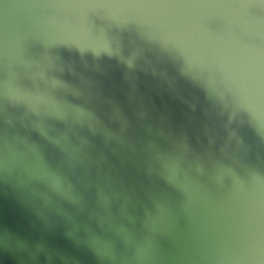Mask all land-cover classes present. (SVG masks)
<instances>
[{"label": "water", "instance_id": "water-1", "mask_svg": "<svg viewBox=\"0 0 264 264\" xmlns=\"http://www.w3.org/2000/svg\"><path fill=\"white\" fill-rule=\"evenodd\" d=\"M0 264H264V0H0Z\"/></svg>", "mask_w": 264, "mask_h": 264}]
</instances>
